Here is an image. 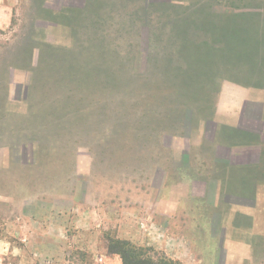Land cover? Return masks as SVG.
Masks as SVG:
<instances>
[{
    "label": "rangeland",
    "instance_id": "1",
    "mask_svg": "<svg viewBox=\"0 0 264 264\" xmlns=\"http://www.w3.org/2000/svg\"><path fill=\"white\" fill-rule=\"evenodd\" d=\"M231 22L264 39V0H0V236L13 251L36 264H121L123 242L140 264H264V235L245 218L234 229L242 200L219 194L206 152L219 146L215 124L260 128L263 62L254 57L250 84L225 80L218 92L191 70L198 103L206 93L213 111L195 130L193 104L171 111L177 85L149 70L161 67L152 59H163L168 30L212 37ZM193 38L183 55L197 58Z\"/></svg>",
    "mask_w": 264,
    "mask_h": 264
},
{
    "label": "trees",
    "instance_id": "2",
    "mask_svg": "<svg viewBox=\"0 0 264 264\" xmlns=\"http://www.w3.org/2000/svg\"><path fill=\"white\" fill-rule=\"evenodd\" d=\"M84 4V3H83ZM234 20V19H233ZM238 24V23H237ZM230 25V23H229ZM232 22L231 26L227 30H215V34L209 33H204V34H190L188 33L187 29L184 28L185 30H178L180 31V34H175V33H170L168 30L167 34H164L163 38V44L159 45V47L163 51V59H155L154 54H153V63L156 64H161V67L152 65L149 67V70L152 71V74L155 76V74H160L165 77L163 80L166 83L170 84L172 83L173 85H177L175 95H172L169 93L167 94V101L169 103V109H171V104L172 105H180L183 100H187L186 102L192 103L193 105L189 110L188 115L186 116V125L191 126L192 130H195V127L197 124H199L200 120L205 121L204 123L207 122H212V114L213 111L210 110L209 107L212 109V103L209 95L202 94V102L203 103H198V98L200 94L197 93L198 91H195L192 89L193 84L190 81V78H192L193 72L198 74V76L201 78V80L207 79L206 81H200L198 85L200 86L199 88L206 89L207 84L209 81L213 83H217L215 86V92H218V86L220 85V82L222 81H229L232 83H237L241 85H248L251 83V80L249 81L248 79L254 78V76H259L260 72V67L257 69V61H262L264 64V48L263 49H258L260 46H264V39H259L256 38L254 39L256 43H253L250 39V36L248 35L249 27H244L242 29V33H235V30L232 27ZM173 31V30H172ZM264 31V28L263 30ZM187 32V33H186ZM262 36H264V33H259ZM190 35V36H189ZM180 36V38L178 37ZM193 36V41L196 40L195 45H197V51L199 55L197 58L192 57L190 55H183L185 54V46L188 45L187 43L190 41V37ZM253 40V41H254ZM223 42L224 46L223 48L220 49H215L213 45H211V42ZM252 42V43H251ZM146 45V44H145ZM180 46V47H179ZM179 47L178 51L180 50V53L182 54L179 55L181 59H184V63H178L175 60L177 59L174 54L173 48ZM155 49V48H154ZM143 50L147 52V46L146 48L144 47ZM256 56L257 61H254V57ZM213 58H220L217 59L216 61H210V59ZM249 59H253V62ZM248 63V64H247ZM148 64V63H147ZM146 64V65H147ZM182 65H185L187 68H183ZM242 65H252V69H248L244 73L240 70H235V67H241ZM147 67V66H146ZM147 70V71H149ZM193 70V72H191ZM251 75V76H250ZM107 84L109 85L111 83L110 78H105ZM193 80V79H191ZM121 81V79H120ZM144 83L151 84L152 82L154 83V79L148 78L147 80L144 79L142 80ZM120 83V82H119ZM128 83V82H122L118 85V89L121 90L123 87L122 84ZM136 83V81L134 82ZM248 83V84H246ZM254 86L260 87L261 81L260 77L258 78V81L254 83ZM137 85L135 86V90L137 89ZM139 89V88H138ZM124 95V92L122 93V97ZM128 96V95H125ZM123 100H121V104L123 105ZM211 105V106H210ZM190 106V105H189ZM198 111L199 117L196 118L194 116L193 111ZM123 110H119V112H122ZM121 114V113H119ZM171 116H169L170 118ZM193 117V118H192ZM184 120V119H183ZM168 121V118H167ZM182 121V120H181ZM264 120H261V124L259 125V129H246V128H241V127H226L223 129V133L220 131L217 133L216 130V124L211 127V136L210 141L211 143L217 142V144L221 147L227 148V149H232L236 154H240L242 150L244 149H249V148H255L259 150L260 154V159H264V125L262 123ZM179 123V119H178ZM213 141V142H212ZM206 152H209V156L212 158V163L211 166L215 169L214 172V177L218 178L219 175H224L225 173L228 172H234L233 168L235 167L234 163L231 160V157L227 150H217L215 154V149L212 150L210 148L206 149ZM227 152L228 154H222V152ZM220 153V154H219ZM214 165L216 167H214ZM219 166V167H218ZM220 171V173H219ZM232 175V173H230ZM222 180V179H221ZM224 183L222 191L232 193V195H240L239 191H236L234 186H233V181L232 179H228V181L222 180ZM254 185L252 184V187L250 188L248 194L246 193L244 197L246 198H253L254 194ZM221 191V192H222ZM246 191L244 190V193ZM127 246L126 243L121 242L119 244V247L115 248L116 253L121 256L122 263L121 264H140L138 260H136L133 257L129 258V252L134 253L135 251H132L131 248L125 249ZM132 256V255H131ZM150 262H141V264H148Z\"/></svg>",
    "mask_w": 264,
    "mask_h": 264
},
{
    "label": "crops",
    "instance_id": "3",
    "mask_svg": "<svg viewBox=\"0 0 264 264\" xmlns=\"http://www.w3.org/2000/svg\"><path fill=\"white\" fill-rule=\"evenodd\" d=\"M217 148V150H227L228 153H232L233 155L230 157L235 165L233 168L235 173L218 174L217 190L221 194L224 185L222 180L228 181V179H232L235 190L240 193V195L235 196L242 200V203L234 205L232 209L235 216L232 226L243 233V227L240 228V220L245 218L250 223L248 227L249 233L264 235V159H260L259 150L252 147L242 150L240 154H236L234 150L221 146ZM214 167L216 166L214 165ZM212 179H215V177H212ZM252 184L254 185L253 202L252 204H245L243 203L246 198L244 196L246 193L248 194ZM244 190L246 191L245 193ZM247 199L249 201L247 200L246 202L251 203L250 198L248 197ZM230 242L227 240V243ZM13 249L14 246H11L10 242L0 236V264H36V260L32 255H28L26 252L16 253Z\"/></svg>",
    "mask_w": 264,
    "mask_h": 264
}]
</instances>
